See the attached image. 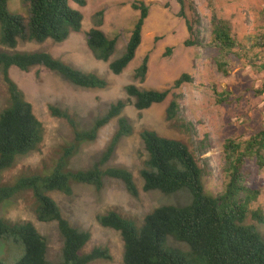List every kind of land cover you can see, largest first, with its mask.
Here are the masks:
<instances>
[{
    "label": "rangeland",
    "instance_id": "1",
    "mask_svg": "<svg viewBox=\"0 0 264 264\" xmlns=\"http://www.w3.org/2000/svg\"><path fill=\"white\" fill-rule=\"evenodd\" d=\"M143 1L148 7V16L142 28V42L136 55L120 75H113L108 64L119 58L139 16L131 4ZM186 18H199L200 46L185 47L189 34L185 20L179 18V5L174 0H86L84 7L71 4L82 14V27L62 43L47 40L43 43H20L19 52H47L53 58L84 73L97 74L108 81L105 89H82L64 81L59 75L42 67L29 72L10 68L9 78L22 92L32 106L33 113L42 125V141L38 148L26 155L18 156L14 166L3 172L2 182L13 183L20 176L49 172L61 156L62 149L72 143V130L65 119L54 117L49 107L66 112L80 128H88L103 115L110 104L126 100L124 88L135 85L146 90H166L181 74H188L192 82L183 84L178 90H171L162 104L138 112L127 105L122 115L128 118L134 134L123 138L108 166L121 167L133 174L139 195L133 198L123 184L106 180L100 191L92 186L74 185L70 196L50 192L59 206L62 216L75 228L90 234L84 252L94 248L107 249L111 260L99 259L91 264H122V241L113 230L102 228L97 216L114 211L138 225L154 209L165 205H185L189 195L180 192L165 196L157 191L143 192L139 171L146 160L139 132L147 129L159 136L181 141L195 152L198 143L208 145L203 154L196 153V159L205 169L203 185L206 193L221 195L225 188L223 171V144L231 139L236 143L246 141L264 127V0H213L218 18L228 22L235 39L231 55L226 56L227 75L217 69L220 58L218 49L210 44L211 11L206 0H184ZM168 4V7H165ZM8 10L12 14L27 15L26 7L20 0H10ZM101 13V16H97ZM197 15V16H196ZM101 20V25L97 22ZM94 28L102 30L108 37L117 38L114 54L107 63L98 61L86 47V34ZM168 50L170 53L168 54ZM148 56L147 74L143 82L134 79V71ZM217 93H228L227 101L218 103ZM263 93L257 94V91ZM172 94L178 99L179 113L176 123L165 119ZM11 104L8 86L0 73V111ZM190 123L193 130L181 128L180 124ZM179 125V126H178ZM116 127V119L103 127L92 143L82 144L70 160V168L81 170L95 163L105 150ZM246 185L258 189V199L249 206L247 225H254L264 236V224L256 223L250 211L261 210L264 216V167L255 161L245 166ZM31 192L19 194L0 205V218L10 222H29L47 241V259L56 264L60 259L62 240L56 223H39L33 213L36 205ZM35 204V205H34ZM169 245L187 250L186 246L169 240ZM22 248L8 239L0 240V262L14 264L21 256Z\"/></svg>",
    "mask_w": 264,
    "mask_h": 264
},
{
    "label": "trees",
    "instance_id": "2",
    "mask_svg": "<svg viewBox=\"0 0 264 264\" xmlns=\"http://www.w3.org/2000/svg\"><path fill=\"white\" fill-rule=\"evenodd\" d=\"M9 1L0 0V73L8 86L11 101L0 111V205L19 194L32 193L36 202L33 208L36 220L43 224L56 223L61 237V254L56 264H90L99 259L110 260L107 249L98 247L84 252L90 234L73 227L62 216L59 206L48 193L58 192L70 196L74 185L92 186L100 191L106 180H116L123 184L130 196L137 198L139 192L133 174L125 168L108 166L119 142L134 134L131 121L122 115V111L127 105L141 112L162 104L171 90H178L183 84L192 82V78L188 74H181L169 89L162 91L128 85L124 88L127 99L110 104L106 112L88 128H80L66 112L49 107L54 117L68 122L73 134L72 143L62 149L59 160L49 172L24 175L13 183H3L1 174L14 166L18 156L34 152L42 141V125L34 115L31 104L9 78L10 68L29 72L42 67L78 88L108 87L105 78L81 72L47 52L16 50L20 43H43L47 40L62 43L71 33H79L83 17L71 4L84 7L86 0H20L26 7V17L10 13ZM174 1L180 7L177 15L185 20L189 34L184 46H200L204 40L200 36L199 18L188 20L185 1ZM206 2L212 14L210 44L220 54L216 66L227 75L223 59L232 54L235 39L228 22L218 18L213 0ZM131 8L138 11L139 16L123 54L108 64L113 75L121 74L133 61L141 44L148 7L143 1H136L131 4ZM97 16H101V13ZM97 25H101V20ZM116 43L117 38L107 37L98 28L86 34V46L98 61L108 62L115 52ZM147 63L146 55L134 72L135 80L144 81ZM213 92L218 97V103L227 101L228 93L220 94L215 89ZM261 93L263 90L257 91V94ZM172 97L166 107L165 119L169 123H176L180 96L172 94ZM114 119V133L98 160L87 169L70 168V160L79 147L94 142L98 132ZM180 126L193 130L190 123ZM139 138L147 155L139 171L142 191H157L165 196L186 192L190 198L185 205H165L154 209L143 218L140 225L114 211L97 216L99 226L119 234L123 244L122 264H264V236L254 225L245 224L249 206L260 195L258 189L246 185L245 166L253 160L260 169L264 167V127L242 143L231 139L224 142L223 171L226 181L223 193L218 196L206 193L203 185L205 169L196 159V153L203 154L209 150L208 145L198 143L196 151L192 152L185 143L159 136L147 129L139 132ZM250 215L256 223L264 224L260 209L250 211ZM3 239L16 242L22 248V254L14 264H52L47 259V241L31 223H13L0 218V240ZM170 239L185 245L187 250L170 246Z\"/></svg>",
    "mask_w": 264,
    "mask_h": 264
},
{
    "label": "clouds",
    "instance_id": "3",
    "mask_svg": "<svg viewBox=\"0 0 264 264\" xmlns=\"http://www.w3.org/2000/svg\"><path fill=\"white\" fill-rule=\"evenodd\" d=\"M76 6H77V5H76ZM130 7H131V6H130ZM131 9H132V8H131ZM132 10H133V9H132ZM134 11H135V10H134ZM143 26H144V25H143ZM99 30H100V29H99ZM101 31H102V30H101ZM102 32H103V31H102ZM103 33H104V32H103ZM71 34H73V33H71ZM71 34H70V35H71ZM106 36H107V35H106ZM129 36H130V35H129ZM69 37H70V36H69ZM69 37H68V38H69ZM107 37H108V36H107ZM68 38H67V39H68ZM67 39H66V40H67ZM66 40H65V41H66ZM85 42H86V37H85ZM141 42H142V32H141ZM86 47H87V46H86ZM135 55H136V54H135ZM101 62H102V61H101ZM104 63H107V62H104ZM124 70H125V69H124ZM124 70H123V71H124ZM134 72H135V71H134ZM119 75H120V74H119ZM116 76H117V75H116ZM127 86H128V85H127ZM145 90H146V89H145ZM133 108H134V107H133ZM150 108H151V107H150ZM141 112H142V111H141ZM104 127H105V126H104ZM84 232H85V231H84ZM87 233H88V232H87ZM108 253H109V252H108ZM122 257H123V244H122ZM110 260H111V259H110ZM108 261H109V260H108ZM90 264H91V263H90Z\"/></svg>",
    "mask_w": 264,
    "mask_h": 264
}]
</instances>
